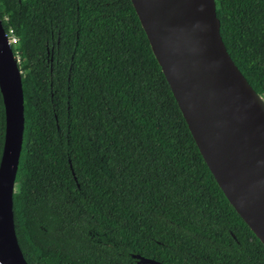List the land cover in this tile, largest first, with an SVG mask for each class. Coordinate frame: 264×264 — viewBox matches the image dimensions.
Masks as SVG:
<instances>
[{
  "label": "trees",
  "instance_id": "16d2710c",
  "mask_svg": "<svg viewBox=\"0 0 264 264\" xmlns=\"http://www.w3.org/2000/svg\"><path fill=\"white\" fill-rule=\"evenodd\" d=\"M215 2L228 53L264 98V0ZM0 16L18 38L22 72L14 219L29 264H136L134 254L264 264L263 244L200 154L131 0H0ZM4 130L0 93V160Z\"/></svg>",
  "mask_w": 264,
  "mask_h": 264
},
{
  "label": "water",
  "instance_id": "95a60500",
  "mask_svg": "<svg viewBox=\"0 0 264 264\" xmlns=\"http://www.w3.org/2000/svg\"><path fill=\"white\" fill-rule=\"evenodd\" d=\"M131 3L200 154L230 205L264 246V98L228 53L215 0ZM0 93L5 115L0 264H29L14 219L25 131L22 72L1 17ZM132 257L136 264H164Z\"/></svg>",
  "mask_w": 264,
  "mask_h": 264
},
{
  "label": "built area",
  "instance_id": "2783aa9c",
  "mask_svg": "<svg viewBox=\"0 0 264 264\" xmlns=\"http://www.w3.org/2000/svg\"><path fill=\"white\" fill-rule=\"evenodd\" d=\"M8 35L10 36L13 46H16L18 44V38L14 35L12 29L9 30Z\"/></svg>",
  "mask_w": 264,
  "mask_h": 264
},
{
  "label": "flooded vegetation",
  "instance_id": "af4514ba",
  "mask_svg": "<svg viewBox=\"0 0 264 264\" xmlns=\"http://www.w3.org/2000/svg\"><path fill=\"white\" fill-rule=\"evenodd\" d=\"M1 17V16H0ZM4 19V18H3ZM2 18H1V20H3ZM5 20H7L6 18H5ZM2 23H3V21H2ZM7 32V31H6ZM8 33V32H7ZM47 54H48V57H50V60L52 61V56H53V52H52V50H51V52H50V50L48 49L47 50Z\"/></svg>",
  "mask_w": 264,
  "mask_h": 264
}]
</instances>
